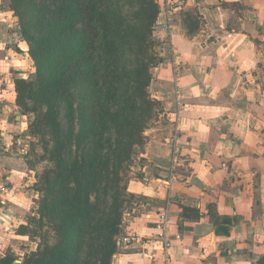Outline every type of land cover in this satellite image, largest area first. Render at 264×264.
Segmentation results:
<instances>
[{"label":"crops","instance_id":"crops-1","mask_svg":"<svg viewBox=\"0 0 264 264\" xmlns=\"http://www.w3.org/2000/svg\"><path fill=\"white\" fill-rule=\"evenodd\" d=\"M183 1L200 19L189 36L172 29L179 106L169 95L164 117L172 124L149 130L113 262L162 264L153 221L169 199V264H253L264 254V0ZM6 13L0 9V260L20 263L34 249L15 231L31 214L33 189L16 150L25 122L13 79L32 63ZM170 68L154 67L158 82L171 83Z\"/></svg>","mask_w":264,"mask_h":264},{"label":"trees","instance_id":"trees-1","mask_svg":"<svg viewBox=\"0 0 264 264\" xmlns=\"http://www.w3.org/2000/svg\"><path fill=\"white\" fill-rule=\"evenodd\" d=\"M7 8L32 62L13 80L15 104L43 146L31 157L32 146L25 163L47 167L35 173V215L15 230L35 248L20 263L6 255L0 264H113L134 201L124 176L144 150L156 105L148 85L158 62L150 51L157 6L9 0ZM253 264H264V254Z\"/></svg>","mask_w":264,"mask_h":264},{"label":"rangeland","instance_id":"rangeland-1","mask_svg":"<svg viewBox=\"0 0 264 264\" xmlns=\"http://www.w3.org/2000/svg\"><path fill=\"white\" fill-rule=\"evenodd\" d=\"M179 1H181V3ZM154 2L157 6L158 14L155 18L153 25H152L151 38H153L155 40V44L152 45L150 51L152 52V56H154L155 58L158 59V62L157 63L153 62V66H151V69H150L152 77H151L150 84L148 85V93H149V98L152 101H156V105H154V108H153V113H152L153 116L148 121V124L145 128V131L143 132L144 137H146L144 142H148L150 140L149 137L151 135V132H149V130L151 128L158 129L159 126H164V124H166L168 122L170 124H172V121H171L172 118L171 117H169V118L164 117V113L167 110L166 107H167V101L169 99V95H171V97H172V98H170V101L172 100L173 104L174 105L176 104L174 75H175V72L177 70H174V68L172 67L173 63H175V64L177 63L176 62L177 61V53H176L175 43H174V41H172V43L165 41L164 38L166 37V34L156 30L155 25L157 24V22H160L163 20V18H164L163 12L167 7L171 11V28L173 29L174 25H176V26H178V28H180L182 30L181 32L183 34H186L188 36L192 33V31H194V30L196 31L199 28V20L198 19H200V17L197 15L196 8L194 10L192 8H188V7L186 8L185 1H183V0H168V1H166V0H154ZM8 3H9V0H0V9L2 11L7 12L8 15L12 16V14H11L12 12L9 11L7 8ZM178 6H180L181 9L179 12H177L174 15V12H175L174 8H176ZM15 27L17 28L16 25H15ZM172 34L174 35V31ZM173 40H174V38H173ZM26 48H27V45H26ZM28 63L29 62H27V66H28ZM161 63H169V65L171 66L170 72H169V77L172 76V79H171L170 84L168 82L164 83V84L161 82H158V76H159L158 74L159 73L155 71L154 65L157 66V65H160ZM22 65H24V64H22ZM27 70H28V68H27ZM31 71H32V69L29 72H31ZM166 79H169L168 74L166 75ZM163 89H166V90H163ZM159 91L161 94H163L165 96L159 95ZM162 92H166V93L164 94ZM164 97H166V98H164ZM17 116L21 117V119L24 120L25 129L22 130V132L17 137L18 148H16V150H18L19 155L23 157L24 161H26L25 156H28V154L31 153L32 146L34 147L35 152L31 153L32 154L31 157H34V155L35 156L41 155L42 150H43V148H42L43 146L39 142H37V139H35L34 136H32L30 134L27 116L22 115L20 112H17ZM35 161L36 162L34 165L36 166L37 171H42L47 167V165L44 161H37V158ZM130 161H131V163L129 164L128 171L126 172V175L124 176L126 179V182H129L130 179L133 178L134 175H136L138 173L136 170V167H137V165L141 164V162H142L140 156L133 157L130 159ZM28 170H30V177L32 179L31 187H32V185L34 184V181L36 179L35 178L36 170H32L30 168H28ZM37 199H38V193L35 190H33V198H32L31 206H30L31 207V211H30L31 214H29L30 216L35 215V208L37 207ZM127 209L130 210V212L132 211L131 210L132 208L127 207ZM124 217H125V214L123 216V221L126 222L128 217H126L125 220H124ZM121 237H122V235H118V240H120ZM30 247L35 248V243L34 242L30 243ZM112 259H113V257H112ZM113 264H114V262H113Z\"/></svg>","mask_w":264,"mask_h":264},{"label":"built area","instance_id":"built-area-1","mask_svg":"<svg viewBox=\"0 0 264 264\" xmlns=\"http://www.w3.org/2000/svg\"><path fill=\"white\" fill-rule=\"evenodd\" d=\"M168 1V0H166ZM167 7V6H166ZM168 8V7H167ZM165 9L163 12V20L160 22H157L155 25L156 30L163 31L166 34V37L164 38L165 41L172 43V28H171V11L170 9ZM6 37L11 41V37L7 34ZM19 37V35H18ZM20 40H22L20 38ZM178 85L175 84V100H176V107L179 106V93L177 91ZM173 137H176V131L173 132ZM130 212L125 213L124 220L126 217L129 218ZM170 223H171V212H170V201L169 199H166L164 206L162 209L157 213L154 221H153V228L156 231V237L160 241L161 249H160V257L162 264H169L168 262V256H169V249L172 246L171 238H170ZM132 241L131 238H125L124 242L130 243ZM154 252L152 254V259H155ZM153 264H158L154 261Z\"/></svg>","mask_w":264,"mask_h":264},{"label":"water","instance_id":"water-1","mask_svg":"<svg viewBox=\"0 0 264 264\" xmlns=\"http://www.w3.org/2000/svg\"><path fill=\"white\" fill-rule=\"evenodd\" d=\"M131 198H133V197H131Z\"/></svg>","mask_w":264,"mask_h":264}]
</instances>
